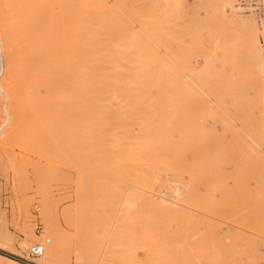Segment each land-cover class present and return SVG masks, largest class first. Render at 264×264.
<instances>
[{
    "label": "rangeland",
    "instance_id": "1",
    "mask_svg": "<svg viewBox=\"0 0 264 264\" xmlns=\"http://www.w3.org/2000/svg\"><path fill=\"white\" fill-rule=\"evenodd\" d=\"M70 1L0 0V264H264V13Z\"/></svg>",
    "mask_w": 264,
    "mask_h": 264
},
{
    "label": "crops",
    "instance_id": "2",
    "mask_svg": "<svg viewBox=\"0 0 264 264\" xmlns=\"http://www.w3.org/2000/svg\"><path fill=\"white\" fill-rule=\"evenodd\" d=\"M86 1V0H85ZM81 3V0H80ZM70 4H78L77 0L70 1ZM16 9V8H15ZM80 9V8H79ZM18 11V8L16 9ZM78 10V9H77ZM83 11V9H81ZM78 12H76L77 14ZM80 14V13H79ZM87 24L83 19H79L78 21H75V24L71 23H65L64 26H61V31H67V34L71 31V38H67L66 40L61 39H50V48H54L56 55L60 58L66 59V61L74 60L76 57H80L79 60L85 61L87 59H90L92 57L88 56V54L85 53V46L87 45V41L89 39H86V29ZM79 30L82 33H84L85 39H76L74 31ZM85 42V43H84ZM61 51H64V53H61Z\"/></svg>",
    "mask_w": 264,
    "mask_h": 264
},
{
    "label": "bare ground",
    "instance_id": "3",
    "mask_svg": "<svg viewBox=\"0 0 264 264\" xmlns=\"http://www.w3.org/2000/svg\"><path fill=\"white\" fill-rule=\"evenodd\" d=\"M237 1V0H236ZM180 0H175V3H179ZM232 2V0H215V3H214V7L216 9V11L218 12V14L223 18V20H228V14H227V9H228V6L230 5V3ZM236 3V2H235ZM235 6V4H234ZM233 6V8H234ZM246 14V13H245ZM243 25H249V22L244 20L242 21ZM261 68V67H260ZM263 68V67H262ZM47 239V238H46ZM50 240L52 241V239L50 238ZM45 242L44 240L41 242L43 243ZM65 242H66V237H64V234L62 233L60 236H59V240L58 242L56 243V247H55V250L53 252H51L49 249H48V245L46 247V251L45 253L41 256V258H39V260L37 261L38 263L37 264H54L55 262H58L59 261V252H60V248L63 247L65 245ZM0 249L1 250H4L3 247L0 246ZM6 251V250H5ZM9 252V251H7ZM10 254L14 255V256H19L17 255V253L14 251V252H9ZM9 259V261L12 263V264H31L30 262L26 261L27 263H24L20 260H18L17 258H14V257H7ZM6 258V259H7ZM23 258V257H21ZM1 260V259H0ZM3 262H4V258H3ZM2 262V263H3ZM6 264V263H5ZM10 264V263H8Z\"/></svg>",
    "mask_w": 264,
    "mask_h": 264
},
{
    "label": "built area",
    "instance_id": "4",
    "mask_svg": "<svg viewBox=\"0 0 264 264\" xmlns=\"http://www.w3.org/2000/svg\"><path fill=\"white\" fill-rule=\"evenodd\" d=\"M235 7L240 13L258 14L262 16V14L264 13V0H237L235 3ZM262 41L264 44V31L262 34ZM37 222V229L41 230L42 224L39 220ZM44 241L45 242L43 243L38 242L33 244L29 248L27 255L24 259L32 264H37L35 260H37L45 253L47 245L51 242L50 238H47Z\"/></svg>",
    "mask_w": 264,
    "mask_h": 264
}]
</instances>
